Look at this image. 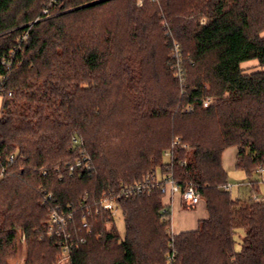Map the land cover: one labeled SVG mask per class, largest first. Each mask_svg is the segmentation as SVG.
Returning <instances> with one entry per match:
<instances>
[{"label": "trees", "instance_id": "16d2710c", "mask_svg": "<svg viewBox=\"0 0 264 264\" xmlns=\"http://www.w3.org/2000/svg\"><path fill=\"white\" fill-rule=\"evenodd\" d=\"M15 48L12 69L0 65V264L15 255L18 230L26 264H58L53 210L72 214L70 232L84 240L72 264H167L172 254L173 264H264V202L233 199L223 166L236 147L248 178L264 167V0H0V57ZM252 61L262 70L247 73ZM75 137L88 172H70ZM158 172L200 193L197 230L171 234L159 189L117 199L123 238L102 210L82 229L104 192Z\"/></svg>", "mask_w": 264, "mask_h": 264}, {"label": "built area", "instance_id": "2783aa9c", "mask_svg": "<svg viewBox=\"0 0 264 264\" xmlns=\"http://www.w3.org/2000/svg\"><path fill=\"white\" fill-rule=\"evenodd\" d=\"M50 2V6L57 3L59 0H48ZM141 4V2H139ZM43 15L44 18L51 17L48 9L44 10ZM41 20L40 18L37 21ZM36 21V22H37ZM202 24H206L207 20L205 18L201 19ZM32 26V25H31ZM27 38V34L24 35L22 40ZM20 48L13 49L7 57H0V65L3 66L7 71H10L13 67V61L15 60L16 53ZM171 58L173 60L172 68L175 73L174 76L179 80L181 85L185 83V72L183 69V55L179 44L176 41L172 43V53ZM5 79L4 76H0V82ZM4 91L0 89V95H3ZM11 96V94H9ZM213 99H207L204 101V108H207L209 105L213 103ZM192 107H186L183 111L190 112L192 111ZM73 143L78 147L79 150V158L75 164H68L70 167V172L75 173L78 169L83 171L91 170V159L88 155H86L85 150L83 148V143L76 137L73 138ZM180 139L176 138L174 141V145H179ZM164 157L172 163V152L171 150H167L164 152ZM10 163L14 161V156H11L9 159ZM258 173H264V167L260 166L257 169ZM4 171L0 174V179L3 177ZM154 189H159L163 195H179L182 202L185 203L189 208H195L202 202V198L200 193L193 187L189 186L185 190H182L174 181L171 174H167L159 178L156 174L149 175L145 177L141 182L131 185V186H120L118 190L116 189H108L103 193L100 200L97 202L95 206L94 212L90 210V206L87 207L86 216L82 222V229L91 231V222L89 217H93L95 221L98 220V216L100 211L108 212L111 217L116 220L118 217L119 207L117 204V199L124 196L126 198L133 196H140L146 193H150ZM225 190H230V187H224ZM47 199H51V195H48ZM254 201L262 202L259 198L254 197ZM73 221L72 214L61 213L58 210H53L50 214L48 228L49 237L53 240L55 247L60 251V258L58 264H72V256L73 252L78 248L80 243H84V240L77 241L73 234L70 232L69 224ZM175 262V254H172L168 257L167 264H173Z\"/></svg>", "mask_w": 264, "mask_h": 264}, {"label": "rangeland", "instance_id": "374dc122", "mask_svg": "<svg viewBox=\"0 0 264 264\" xmlns=\"http://www.w3.org/2000/svg\"><path fill=\"white\" fill-rule=\"evenodd\" d=\"M208 21V18L203 17ZM163 64L160 66V70L164 67ZM243 69L247 73L257 72L262 70L259 63L257 61L248 62L242 65ZM236 154L237 148L232 147L226 151L225 154V169L228 174V183L233 187L230 190L231 196L233 199H239L242 201H253L254 197L259 198L260 200H264V173L261 176L260 174H254L251 178L247 177V174L243 170H239L236 168ZM258 181L255 188L249 182ZM202 202H204L202 200ZM180 218V215L177 216L173 223ZM116 228L119 233L120 238L124 237L125 234V223L121 212H118V217L115 220ZM18 242H17V250L15 255L8 260V264H26V257L28 252V246L26 242L25 235L18 230ZM242 234L238 232V236ZM236 251L241 249L240 238H236Z\"/></svg>", "mask_w": 264, "mask_h": 264}, {"label": "crops", "instance_id": "0c3cea01", "mask_svg": "<svg viewBox=\"0 0 264 264\" xmlns=\"http://www.w3.org/2000/svg\"><path fill=\"white\" fill-rule=\"evenodd\" d=\"M225 154L226 152L223 155V166L225 165ZM235 160L237 161V154ZM255 174H260L261 176L263 175V173H258L257 171ZM157 176L159 178H162V175L159 172L157 173ZM249 183L254 186L253 182ZM225 187H230V190L231 188H233L229 183ZM230 190L228 191L230 192ZM260 201L264 202V200ZM163 204L169 207L172 213L170 232L173 235H179L183 232L195 231L198 229L200 221L205 220L207 218V209L204 202H201L200 205L195 208H189L187 205H185V203L182 202L179 195L169 194L166 196L164 195ZM179 215L180 218L176 220L175 223H173V218L175 220V218Z\"/></svg>", "mask_w": 264, "mask_h": 264}]
</instances>
